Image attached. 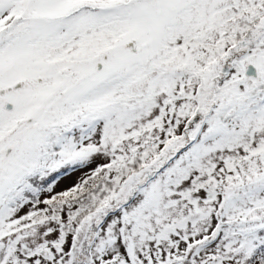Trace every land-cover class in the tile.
<instances>
[{"label": "snow or ice", "instance_id": "6c2138e0", "mask_svg": "<svg viewBox=\"0 0 264 264\" xmlns=\"http://www.w3.org/2000/svg\"><path fill=\"white\" fill-rule=\"evenodd\" d=\"M0 264H264V0H0Z\"/></svg>", "mask_w": 264, "mask_h": 264}, {"label": "rangeland", "instance_id": "374dc122", "mask_svg": "<svg viewBox=\"0 0 264 264\" xmlns=\"http://www.w3.org/2000/svg\"><path fill=\"white\" fill-rule=\"evenodd\" d=\"M71 183V181H65L61 186L63 187V186H66L67 184H70Z\"/></svg>", "mask_w": 264, "mask_h": 264}]
</instances>
